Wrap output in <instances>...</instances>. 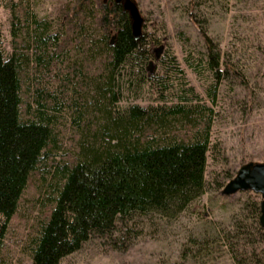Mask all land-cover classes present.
<instances>
[{"label": "trees", "instance_id": "1", "mask_svg": "<svg viewBox=\"0 0 264 264\" xmlns=\"http://www.w3.org/2000/svg\"><path fill=\"white\" fill-rule=\"evenodd\" d=\"M9 7L11 51L0 25V252L33 176L42 214L29 236L31 264H59L91 236L115 242L137 215L176 217L205 191L217 147L213 103L234 68L204 27L203 59L189 65L212 77L211 103L158 37L134 39L128 13L113 0L67 2L56 30L27 0ZM152 59L157 69L146 74ZM133 67L135 85H149L156 102L119 105L122 71ZM232 72L247 87L245 69ZM244 208L245 217L215 234L189 235L180 255L209 256L222 245L232 264H264L260 202Z\"/></svg>", "mask_w": 264, "mask_h": 264}, {"label": "rangeland", "instance_id": "2", "mask_svg": "<svg viewBox=\"0 0 264 264\" xmlns=\"http://www.w3.org/2000/svg\"><path fill=\"white\" fill-rule=\"evenodd\" d=\"M14 1L0 0L5 51H11L9 6ZM27 1L36 16L50 21L56 30L60 6L74 0ZM135 1L143 16L144 35L158 37L164 49L168 48L175 55L188 84L194 86L204 101L211 103L206 88L212 77L206 70L198 74L189 65L204 56V42L198 24L218 42L234 68L232 71L236 72L239 67L245 69L248 85L241 84L239 77L230 70L218 87L211 128V139L217 147L212 155L209 154L206 189L198 198L173 218L157 214L134 216L127 223L128 230L122 227L115 232V242L91 236L59 264H232L222 245L214 246L209 256L195 257L191 251L182 257L180 252L189 235L215 234L217 226L226 228L234 218L245 217V202L254 198L258 202L261 200L260 193L250 189L229 195L222 194L221 189L229 180L228 176L235 174L242 163L264 161V0ZM158 46L154 45L152 50L157 55L163 52V49L155 51ZM155 69L157 61L152 59L146 64L145 73H152ZM129 70L122 71L119 105L156 102V94L149 85H135L136 67ZM167 94L171 100H176L174 94ZM222 182L221 188L217 189L216 185ZM36 183V176H33L8 225L0 264H31L29 236L42 214ZM243 222L248 221L245 218ZM261 245L264 247V241Z\"/></svg>", "mask_w": 264, "mask_h": 264}, {"label": "water", "instance_id": "3", "mask_svg": "<svg viewBox=\"0 0 264 264\" xmlns=\"http://www.w3.org/2000/svg\"><path fill=\"white\" fill-rule=\"evenodd\" d=\"M120 4L122 10L128 13L131 33L134 39H139L144 35L142 31L143 16L135 0H113ZM253 190L259 192L260 215L259 223L264 228V161L249 160L242 163L235 174L223 185L221 193L225 195L233 194L239 190Z\"/></svg>", "mask_w": 264, "mask_h": 264}]
</instances>
